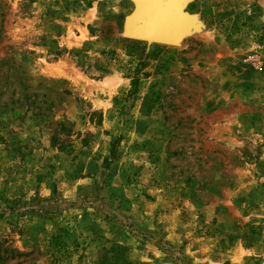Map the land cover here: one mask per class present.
Instances as JSON below:
<instances>
[{
    "label": "rangeland",
    "instance_id": "374dc122",
    "mask_svg": "<svg viewBox=\"0 0 264 264\" xmlns=\"http://www.w3.org/2000/svg\"><path fill=\"white\" fill-rule=\"evenodd\" d=\"M140 3L0 0V264H264V0Z\"/></svg>",
    "mask_w": 264,
    "mask_h": 264
},
{
    "label": "water",
    "instance_id": "95a60500",
    "mask_svg": "<svg viewBox=\"0 0 264 264\" xmlns=\"http://www.w3.org/2000/svg\"><path fill=\"white\" fill-rule=\"evenodd\" d=\"M180 28L170 0H142L129 34L148 44L169 45L176 39Z\"/></svg>",
    "mask_w": 264,
    "mask_h": 264
},
{
    "label": "trees",
    "instance_id": "16d2710c",
    "mask_svg": "<svg viewBox=\"0 0 264 264\" xmlns=\"http://www.w3.org/2000/svg\"><path fill=\"white\" fill-rule=\"evenodd\" d=\"M113 155H114V151H113ZM121 264H126V261L122 260Z\"/></svg>",
    "mask_w": 264,
    "mask_h": 264
},
{
    "label": "bare ground",
    "instance_id": "6f19581e",
    "mask_svg": "<svg viewBox=\"0 0 264 264\" xmlns=\"http://www.w3.org/2000/svg\"><path fill=\"white\" fill-rule=\"evenodd\" d=\"M188 25V24H187ZM131 28V27H130ZM181 37V36H180Z\"/></svg>",
    "mask_w": 264,
    "mask_h": 264
}]
</instances>
